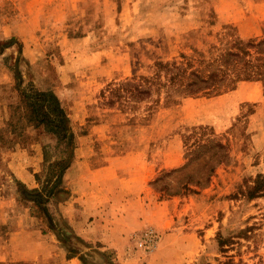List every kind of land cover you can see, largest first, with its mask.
Listing matches in <instances>:
<instances>
[{"label": "rangeland", "instance_id": "374dc122", "mask_svg": "<svg viewBox=\"0 0 264 264\" xmlns=\"http://www.w3.org/2000/svg\"><path fill=\"white\" fill-rule=\"evenodd\" d=\"M234 32L264 40V0H0V264H264V195L246 194L264 174V79L106 103L134 71L207 59ZM36 92L57 98L68 131L30 118L22 94L38 107ZM108 164L119 180L90 172ZM89 212L109 243L76 232Z\"/></svg>", "mask_w": 264, "mask_h": 264}, {"label": "trees", "instance_id": "16d2710c", "mask_svg": "<svg viewBox=\"0 0 264 264\" xmlns=\"http://www.w3.org/2000/svg\"><path fill=\"white\" fill-rule=\"evenodd\" d=\"M264 44L262 39L241 38L237 32L223 37L218 44H213L208 49L213 51V55L207 59L197 57L193 54L180 53L179 56L168 60H155L147 67L145 74H136L122 81L117 87L110 88V93L114 100L106 103L111 105L115 100H121L128 94V98L141 101L146 98L157 96L155 101L159 102L162 98L165 102H174L181 97L198 96L213 92L224 93L236 88L239 81H258L264 76V71L259 70L254 60L264 59ZM253 50V51H252ZM255 54V55H254ZM24 103L29 105L30 112L36 125H51L48 130L60 133L66 128L67 117L59 106L57 98L51 93L36 92L33 98L38 101L39 106L28 102L30 97L22 94ZM50 99V114L44 113L39 117V111L45 105V100ZM175 101V102H176ZM42 115V114H41ZM71 137V133H67ZM60 164V163H59ZM62 164V163H61ZM68 161L61 166L63 171L68 166ZM247 197L253 198L264 195V174H257L253 184L247 188ZM222 241L219 240V245Z\"/></svg>", "mask_w": 264, "mask_h": 264}, {"label": "crops", "instance_id": "0c3cea01", "mask_svg": "<svg viewBox=\"0 0 264 264\" xmlns=\"http://www.w3.org/2000/svg\"><path fill=\"white\" fill-rule=\"evenodd\" d=\"M103 167H105V168L108 169V167H112V166L108 164V165H105V166H102V167H99V168H95V169L91 170L90 172H92L98 178L105 176V178H107V179H115V178L118 179V180L120 179V176L118 174H116V173L115 174H110V175H103L105 173L101 174L100 173L101 171H105V170H102ZM139 176H142V173H139ZM86 178H87V180L84 181V184H85L84 186L89 185L88 181H90V180L92 181L94 179L92 177H90V179H89V175ZM131 178H133V177L130 176V175H126L125 180L126 181H129V180H131ZM140 182H141V178H140ZM89 186H90L89 187V190L86 192V194L88 193V195H95V194H93L94 192L95 193H98L97 191H93L95 189L99 190L98 187L94 188V184L89 185ZM105 187L103 188V194L102 195L106 196V198H108V200H110L113 197L114 188H113L112 185H110V187H108V186H105ZM132 187H136V184L134 185V183H133ZM135 192H136V189L135 188H133L132 190L129 189V188H128V190H124V193L126 194V199H124V200L126 202H130L131 200L135 202L136 201V198H137L135 196ZM83 195H85V192H83ZM90 214H91V212H89L88 214H86L87 215V216H85L86 220L82 221V223L78 222V226H80V227H79V230L76 231V232L81 233V235L84 236V237H86V238L95 239V240H99V239L104 238L103 236H105L106 234L114 233V231L111 230V228L110 229H107L106 228V226H108L107 219L105 220V224L102 225L101 224L102 221H101V218L100 217L94 216V219L91 220L90 217H89ZM76 219L74 218V221ZM78 220L80 221V218H78ZM138 222H140V221H138ZM132 223H133V226H134L135 225L134 224L135 222L132 221ZM103 226H105V227H103ZM110 226H112V225H110ZM104 228H105V230H103ZM122 232H125V231H122ZM103 241L105 243H109L108 242L109 241L108 238H106V239L104 238Z\"/></svg>", "mask_w": 264, "mask_h": 264}, {"label": "built area", "instance_id": "2783aa9c", "mask_svg": "<svg viewBox=\"0 0 264 264\" xmlns=\"http://www.w3.org/2000/svg\"><path fill=\"white\" fill-rule=\"evenodd\" d=\"M142 244L148 251H151L155 248L157 244V235L155 230L152 228H147L142 234Z\"/></svg>", "mask_w": 264, "mask_h": 264}, {"label": "water", "instance_id": "95a60500", "mask_svg": "<svg viewBox=\"0 0 264 264\" xmlns=\"http://www.w3.org/2000/svg\"><path fill=\"white\" fill-rule=\"evenodd\" d=\"M32 197H37L36 195H33Z\"/></svg>", "mask_w": 264, "mask_h": 264}]
</instances>
